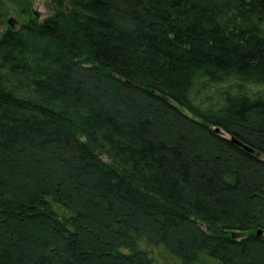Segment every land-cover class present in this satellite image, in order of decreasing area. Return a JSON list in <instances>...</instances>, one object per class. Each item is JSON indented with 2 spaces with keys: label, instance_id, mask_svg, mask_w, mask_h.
<instances>
[{
  "label": "trees",
  "instance_id": "1",
  "mask_svg": "<svg viewBox=\"0 0 264 264\" xmlns=\"http://www.w3.org/2000/svg\"><path fill=\"white\" fill-rule=\"evenodd\" d=\"M33 2L0 0V264H264V0Z\"/></svg>",
  "mask_w": 264,
  "mask_h": 264
},
{
  "label": "rangeland",
  "instance_id": "2",
  "mask_svg": "<svg viewBox=\"0 0 264 264\" xmlns=\"http://www.w3.org/2000/svg\"><path fill=\"white\" fill-rule=\"evenodd\" d=\"M48 0H34L33 2V8H32V13L36 16L35 11L40 13V19L44 18L45 15H47L49 13L48 7L46 6ZM11 16H7L6 21H5V25H3L2 27H0V30H3L5 28V26L9 25L8 23V19ZM16 19V18H15Z\"/></svg>",
  "mask_w": 264,
  "mask_h": 264
},
{
  "label": "water",
  "instance_id": "3",
  "mask_svg": "<svg viewBox=\"0 0 264 264\" xmlns=\"http://www.w3.org/2000/svg\"><path fill=\"white\" fill-rule=\"evenodd\" d=\"M35 14H36L37 17H40V13H39V12L35 11ZM14 21H15V19H14L13 17H10V18L8 19V23H9L12 27L14 26ZM215 131H216V132H219V129L216 128ZM230 141H231L233 144H235L236 146H238V147H240L241 149H243L244 151L249 152V153H254V154L258 155V153H256L254 149H252V148L249 147L248 145L242 143L241 141H239V140L236 139L235 137H232V138L230 139ZM261 234H262L261 229H257V235L260 236Z\"/></svg>",
  "mask_w": 264,
  "mask_h": 264
}]
</instances>
